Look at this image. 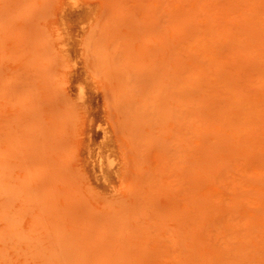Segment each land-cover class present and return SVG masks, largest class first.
<instances>
[{
  "label": "rangeland",
  "instance_id": "1",
  "mask_svg": "<svg viewBox=\"0 0 264 264\" xmlns=\"http://www.w3.org/2000/svg\"><path fill=\"white\" fill-rule=\"evenodd\" d=\"M0 264H264V0H0Z\"/></svg>",
  "mask_w": 264,
  "mask_h": 264
}]
</instances>
